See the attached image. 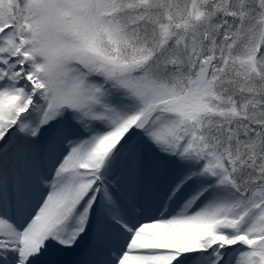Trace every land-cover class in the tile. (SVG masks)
Returning <instances> with one entry per match:
<instances>
[{
  "label": "snow or ice",
  "instance_id": "obj_1",
  "mask_svg": "<svg viewBox=\"0 0 264 264\" xmlns=\"http://www.w3.org/2000/svg\"><path fill=\"white\" fill-rule=\"evenodd\" d=\"M0 264H264V0H0Z\"/></svg>",
  "mask_w": 264,
  "mask_h": 264
}]
</instances>
